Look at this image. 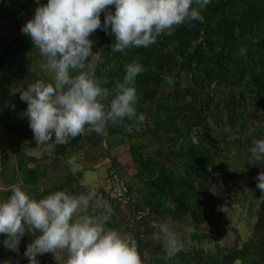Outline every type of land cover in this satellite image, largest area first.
Instances as JSON below:
<instances>
[{"label":"trees","instance_id":"16d2710c","mask_svg":"<svg viewBox=\"0 0 264 264\" xmlns=\"http://www.w3.org/2000/svg\"><path fill=\"white\" fill-rule=\"evenodd\" d=\"M44 3L46 0H40ZM37 6L35 0H0V16L16 15L17 19L10 20L21 28L17 20L25 23L31 19ZM114 10L110 5L101 12V24L105 14ZM201 15L203 22L186 21L175 26L172 35L160 34L149 47L129 48L124 53L112 52L115 37L110 29L90 34L95 75L107 81L102 87L109 89V100L115 82L123 79L125 65L135 61L143 66L134 86L137 112L146 119L140 124L127 118L109 122L103 134L89 132L86 125L84 133L68 143L47 149L53 163L62 162L58 169L69 174L68 157L79 148L103 140L109 146L111 140L128 145L133 169L129 175L117 170L127 187L123 219L132 234L127 239L135 241L142 264H264V192L256 186L264 163L253 161L251 154L253 141L264 140V0H211ZM18 39L24 40L21 51L15 47ZM2 41L0 71L14 66L13 75L23 81L22 90L32 81L51 82L42 68L28 70L31 61L25 52L31 49L29 40L20 36ZM13 100L16 109L12 114L0 112V144L5 133L9 144L16 146L17 156L12 168L5 161L0 163L5 184L2 199L11 195L14 184L36 199L59 190L86 194L82 171L51 179L44 159L20 148L23 140H35L24 115L26 102L20 93ZM251 121H255L252 130L255 128L256 134L244 140ZM89 136L93 138L87 141ZM219 182L234 187L237 203L249 208L254 219L252 234L241 242L235 230L237 236L229 247L215 244L206 250L209 230L218 232L213 221L216 213L224 215L219 207L224 204L232 210L235 206H230L234 201L227 195L226 201L219 200ZM100 190L104 205L118 207L105 189ZM168 202L175 204L174 210L166 207ZM92 212L88 214L96 217L100 211ZM151 219L156 220L155 228L142 232L143 222ZM165 223L191 241L185 246L180 240L183 250L171 259L165 258L163 237L154 238L159 225ZM38 234L29 228L18 245L19 252L11 254L23 255ZM5 237L0 235V260ZM52 256L45 253L37 260L52 264ZM16 264H28V259L23 255Z\"/></svg>","mask_w":264,"mask_h":264},{"label":"clouds","instance_id":"9594fccd","mask_svg":"<svg viewBox=\"0 0 264 264\" xmlns=\"http://www.w3.org/2000/svg\"><path fill=\"white\" fill-rule=\"evenodd\" d=\"M37 7L31 19L20 28L30 37L44 57L42 67L51 74V82L36 80L20 92L26 102L24 115L37 146L51 148L68 143L89 126V132L103 134L109 122L125 118L143 123L145 115L137 112L135 80L144 71L138 62L125 65L122 81L114 84V95L102 87L95 75L93 41L97 29L114 34L112 52L124 53L129 48H147L160 34L172 35L175 26L191 21L203 22L201 15L211 0H46ZM101 24L100 14L108 6ZM91 57V59H88ZM107 101V103H105ZM253 127V126H252ZM49 142H52L51 144ZM253 161L264 163V140L253 141ZM116 168H109V171ZM120 174V172H118ZM106 180L104 189H106ZM257 188L264 192V172L256 177ZM11 195L0 201V235L3 245L19 252V243L28 229L36 233L23 253L28 264H39L37 257L64 250L65 264H142L136 243L115 230L106 229L88 214L93 193L69 194L54 191L41 199L29 195L19 184L10 186ZM106 211L111 209L104 205ZM166 207L174 210L175 204ZM165 258L171 259L183 245L170 225L160 224Z\"/></svg>","mask_w":264,"mask_h":264},{"label":"rangeland","instance_id":"374dc122","mask_svg":"<svg viewBox=\"0 0 264 264\" xmlns=\"http://www.w3.org/2000/svg\"><path fill=\"white\" fill-rule=\"evenodd\" d=\"M19 1V0H17ZM17 19L16 15H7L6 18H3L0 16V52L4 48L3 39H6V41H9L15 37H24V39H27L30 41V48L27 50L26 57L28 56L31 64L28 65V70L34 71L37 67H40L44 70L45 74L51 77V74L48 73L42 65L44 64V57L40 55L39 49H35L31 39H29L25 34H22L20 31V28L13 24L10 19ZM21 26L24 24L21 20H17ZM22 46H24V40L18 39L17 44H15V47L17 50L21 51ZM18 51V52H19ZM90 59V57L88 58ZM14 66L11 69L1 70L0 71V112L4 114H12L14 110L16 109L14 104L16 103L14 99L15 94H19L21 91L20 84L23 82L21 79H18L13 75ZM27 83L30 82V78H28ZM33 82V81H32ZM252 122V121H251ZM250 122V130H247L244 135V139L248 140L249 135L252 136L255 133V128L252 130L253 127H255V121L252 123ZM253 126V127H252ZM232 132V129H229ZM2 141L0 144V163L1 161H5L7 166L14 167L16 165V146L9 144V137L3 133L2 134ZM88 139V138H87ZM96 142V141H95ZM93 146V147H92ZM101 144L94 143L90 146V148H86L87 146H84V149H80L76 152H73L72 156L68 157V164L74 166L75 169L82 168L81 165H78V163L82 164L81 162L84 160L87 162L86 166L88 168L83 169V178L86 180L88 184V192L93 193L94 196L98 194V191L101 187H103L104 180L106 179V165L102 164L101 162L104 161L107 157V151L104 149ZM25 153L28 155H33L36 157H41L44 159V163H53L52 162V156L50 151L43 147V146H37L36 143L32 139L29 140H23L21 142L20 147ZM62 164V163H59ZM95 165L92 167V165ZM83 165V164H82ZM91 166V167H89ZM120 169V168H119ZM1 170V167H0ZM125 167L120 169V172L123 174L126 173ZM11 173V171H9ZM9 173V174H10ZM7 174L5 173V176ZM102 184V185H101ZM101 186V187H100ZM5 184L2 180L1 174H0V200L2 201L3 197L1 195L2 189H4ZM100 187V188H99ZM218 187L220 189L219 193V200L222 202L226 201V195L232 199V204H235L234 208L229 209L227 205H221L219 208L221 211H223L224 215L220 216L218 213H216L215 218L213 221L218 224V232L212 230H209L206 228V226H203L204 229L209 230L210 237L207 236L209 239L208 243L204 244V248L206 250L212 249L213 245L218 244L221 247H229L233 241L235 240V237L239 235L241 242L246 241L252 234V225L254 223V219L251 218L249 208L246 210L245 207H241V204L237 203V197H235L234 194V187L229 186L227 183H218ZM96 198V197H95ZM248 201V200H247ZM109 206V205H108ZM96 208L94 211L93 208ZM111 211H106L104 207V203L98 201L97 199H93L90 202L89 209L92 213H95L97 211H100L97 216L95 217L97 219L98 223L104 224L106 229L109 230H115L117 231L122 238L127 239L132 234L130 230L127 228V222L123 219V214H125V207L124 206H109ZM253 210V209H252ZM114 211V212H113ZM116 212V213H115ZM115 213V214H113ZM156 220H149L146 222H143L141 226V231L146 232L147 227H151L148 229V231H152L153 228L157 225L153 224ZM122 224V227H118L117 225ZM126 225V226H125ZM129 226V225H128ZM122 229V230H120ZM127 230V231H126ZM237 230V235L236 231ZM148 232V233H149ZM177 237L179 240L185 241V246L191 245V241L186 237L185 234L182 232H177ZM185 238V239H184ZM6 239V237H5ZM240 242V243H241ZM211 246V247H210ZM189 249V248H188ZM53 262L52 264H62L66 262L67 259V253L64 250H57L55 253H53ZM23 258V255L16 254L12 255L11 250L4 247V252L2 254L0 264H16Z\"/></svg>","mask_w":264,"mask_h":264},{"label":"crops","instance_id":"0c3cea01","mask_svg":"<svg viewBox=\"0 0 264 264\" xmlns=\"http://www.w3.org/2000/svg\"><path fill=\"white\" fill-rule=\"evenodd\" d=\"M89 134L90 133H88V135ZM86 138H88L87 139V141H88V140H92L93 137L89 136V137H86ZM111 141H110V146H109V144L107 143L106 140H103L102 143H101V146L104 149H106V151H107V157H106V159L101 162L102 164H105L107 166L106 167V174H107V170L109 168H112L113 167V168H116V169L117 168H120L121 169V168H124L125 167V169H126L125 171L129 175L131 173V171H132L133 168H132L131 158H130V155H129V152H128V145L126 143H120V144H118V143H116L114 141L113 142H111ZM86 146H87L86 148H90L89 145H86ZM82 149H84V148H82ZM59 163H62V162H59ZM59 163H48L47 162V163L44 164V167H46L47 169L50 170V176L49 177L51 179H55L56 180L58 178L63 177L64 175H74L75 173H77V171H83V169L88 168L86 166L87 162H85L84 160L81 162L83 165L80 164V163H78V165H81L82 168H77V169H75L74 166L69 165L68 163H66L68 169L71 172L69 174H66L65 169H58V167L60 166ZM94 166L95 165L93 164L92 167H94ZM89 167H91V166H89ZM105 180L103 181L104 183H105ZM81 182H82V184H85V185L88 186L86 180L83 178V174H82ZM104 187L105 186L103 184V187H101V188L104 189ZM99 192H101V190L98 191V195L99 196L98 195L94 196V200L97 199L98 201L103 202L101 200V199H103L102 198V195H100ZM88 193H90V192H88V188H87L86 194H88ZM89 210L90 209H88V211ZM90 212H91V210H90ZM219 212H222V211H219ZM115 213H113V214H115Z\"/></svg>","mask_w":264,"mask_h":264},{"label":"built area","instance_id":"2783aa9c","mask_svg":"<svg viewBox=\"0 0 264 264\" xmlns=\"http://www.w3.org/2000/svg\"><path fill=\"white\" fill-rule=\"evenodd\" d=\"M106 184L105 190L109 194V198L116 200L118 206H124L126 203L127 187L120 174L111 169L108 173Z\"/></svg>","mask_w":264,"mask_h":264},{"label":"flooded vegetation","instance_id":"af4514ba","mask_svg":"<svg viewBox=\"0 0 264 264\" xmlns=\"http://www.w3.org/2000/svg\"><path fill=\"white\" fill-rule=\"evenodd\" d=\"M244 140H246V139H244Z\"/></svg>","mask_w":264,"mask_h":264}]
</instances>
